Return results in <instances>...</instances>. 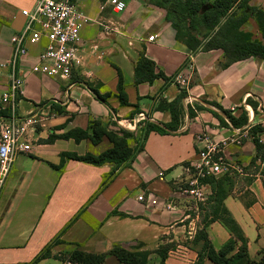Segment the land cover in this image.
I'll list each match as a JSON object with an SVG mask.
<instances>
[{
  "label": "crops",
  "instance_id": "obj_1",
  "mask_svg": "<svg viewBox=\"0 0 264 264\" xmlns=\"http://www.w3.org/2000/svg\"><path fill=\"white\" fill-rule=\"evenodd\" d=\"M124 1L126 9L116 13L107 0H75L87 21L80 31V63L70 80L31 72L35 57L48 43L45 37L28 44L29 55L18 65L24 93L18 96L15 113L22 118L33 115L39 122L27 137L30 150L16 157L0 192V264H63L53 255L76 247L108 252L116 243L151 251L148 264H194L203 246L197 239L201 230L215 249H221L234 235L220 219L205 225L213 217L212 186L201 202L178 192L179 183L188 177L186 166L206 145L197 138L202 132L210 140H224L228 160L244 168V174L230 175L223 204L243 230L250 256L257 259L264 249V153L254 141L258 138L264 144V58L249 57L224 66L222 49L194 51L177 41L164 8L150 0ZM258 1L264 9V2ZM37 2L0 0V64L12 55V36L28 22L22 11L33 10ZM249 22L242 27L246 31ZM142 53L166 78L135 83ZM120 77L127 105L117 97ZM86 82L102 84V93H113L108 105ZM8 86V69L0 66V106L10 112L1 102ZM183 91L179 128L167 134L150 132L143 150L136 151L131 164L119 168L103 188L113 164L96 165L67 156L99 155L113 147L107 136L98 143L61 136L76 128L90 131L96 120L112 128L114 122L144 113L143 123L172 122L165 104ZM188 97L194 99L191 104L185 100ZM216 103L235 118L246 116V122L234 126ZM257 126L263 132L254 133ZM148 192L160 201H174L179 209L148 206L139 200ZM162 244H172L164 261L156 252ZM47 246L52 256L33 263ZM202 263L215 264L207 257ZM100 264L123 263L108 255Z\"/></svg>",
  "mask_w": 264,
  "mask_h": 264
},
{
  "label": "trees",
  "instance_id": "obj_2",
  "mask_svg": "<svg viewBox=\"0 0 264 264\" xmlns=\"http://www.w3.org/2000/svg\"><path fill=\"white\" fill-rule=\"evenodd\" d=\"M150 1L166 10V20L175 29L176 40L191 50L202 49L209 51L222 49L226 59L223 63L224 66L249 57L264 58V9L249 5L250 0ZM250 19L255 20L261 35L260 38L255 37L253 32L242 28ZM158 77L166 78L163 72L156 73V63L153 60L147 58L144 53L140 54L135 66V83L152 82ZM86 85L99 100L108 105L107 98L113 94L112 92L107 91L102 93L100 91L102 84L99 83L86 82ZM185 95L186 92L183 91L174 101L165 104V107L169 108L172 113V122L168 124L145 122L143 141L152 131L167 134L179 128L183 108L182 99ZM117 97L122 105L128 104L122 77H120ZM214 105L222 109L218 103ZM222 111L234 126H240L247 120L246 116L235 118L228 110L222 109ZM0 113L5 116L9 113V110L0 106ZM260 132H263V129L260 126L255 127L254 133ZM61 136H73L77 141L83 138H90L94 143L100 142L103 136L109 138L113 147L99 155H67L71 159L90 162L96 165L104 163L113 164L114 167L111 172L104 176L101 188L116 175L119 168L128 164L130 160L132 161L136 151H138L130 146V142L132 141L135 146L138 144L139 138L136 136L135 131L124 129L117 122H114V127L108 128L96 120L92 123L90 131L76 128ZM254 141L258 150L264 153V144L258 138H255ZM143 146L144 144L139 150H143ZM231 179L228 174L208 179L213 188V204L210 212V214H213V217L211 220H207L205 225L207 226L211 221L220 219L233 233L234 238L221 249H215L209 239L208 233L205 230H201L197 234V239L203 241V246L194 264H203L202 262L205 257L211 259L215 264H264V249L260 251L257 259L250 256L248 241L243 230L223 204L227 195L226 185L232 183ZM184 181L185 179L180 183L184 184ZM60 241V239L54 240L55 243H59ZM171 247L172 244H162L156 250L162 261L166 259ZM150 253L151 251L149 250H131L123 244L116 243L112 245L108 252L93 253L76 247L68 253L55 254L53 256L60 259L63 264H66L68 261L72 264H100L105 261L108 255L115 256L123 264H148ZM50 256H52V252L49 246H47L36 256L33 263H37L40 259Z\"/></svg>",
  "mask_w": 264,
  "mask_h": 264
},
{
  "label": "built area",
  "instance_id": "obj_3",
  "mask_svg": "<svg viewBox=\"0 0 264 264\" xmlns=\"http://www.w3.org/2000/svg\"><path fill=\"white\" fill-rule=\"evenodd\" d=\"M107 2L116 13H122L126 9L124 0ZM22 14L27 17L28 22L20 34L12 36V55L0 64L1 67L8 69L9 78V86L2 94L1 102L10 107L8 115L0 116V192L16 157L30 150L27 137L39 122L33 115L22 118L15 113L18 96L24 93V76L19 72L18 65L29 55L28 44L38 43L44 37L48 40L46 47L35 57L31 72L70 80L80 63L78 54L81 45L80 31L83 22L87 21L78 10L75 0H38L33 10L24 9ZM185 100L190 104L194 101L192 97ZM143 120H147L145 114L139 113L134 119L117 122L121 126L136 127ZM236 131L239 133L241 130ZM197 138L200 141L204 140L206 145L197 153L195 162L186 166L188 177L184 184H179L178 192L201 202L207 199V188L211 185L209 178L233 173L244 174V168L228 160L223 148L224 140L218 142L210 140L206 132L198 134ZM262 177L264 178V170ZM139 200L146 201L148 206L162 205L170 211L179 209L174 201H160L151 192L140 195ZM66 264L72 263L68 261Z\"/></svg>",
  "mask_w": 264,
  "mask_h": 264
},
{
  "label": "rangeland",
  "instance_id": "obj_4",
  "mask_svg": "<svg viewBox=\"0 0 264 264\" xmlns=\"http://www.w3.org/2000/svg\"><path fill=\"white\" fill-rule=\"evenodd\" d=\"M249 5H251V6H256V7H262L261 5L262 4H260V2L258 1V0H250L249 1ZM236 6H238V4H236ZM252 29V31H254L253 33L255 34V37H260L261 35L259 34V30H258V27H257V24H256V22H255V20L254 19H251L250 20V22H249V28H247V30H251ZM128 119H132V118H128ZM123 120H126V119H122L121 121H123ZM144 121H141L136 127H131V126H121L120 124H118V122H117V124L120 126V127H122V128H124V129H129V130H134L135 132H137L138 133V138H139V140H138V144L135 146V144H134V142L132 141V142H130L131 143V147H133L135 150H139L140 148H141V146L143 145V137H144V132H142L143 130H144V127H145V123H143ZM131 161V160H130ZM128 162V164H125V165H130L131 164V162Z\"/></svg>",
  "mask_w": 264,
  "mask_h": 264
}]
</instances>
